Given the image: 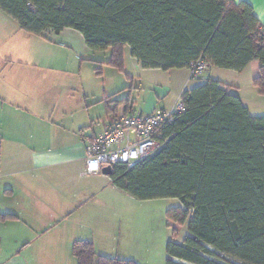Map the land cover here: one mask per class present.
Here are the masks:
<instances>
[{
  "label": "trees",
  "instance_id": "16d2710c",
  "mask_svg": "<svg viewBox=\"0 0 264 264\" xmlns=\"http://www.w3.org/2000/svg\"><path fill=\"white\" fill-rule=\"evenodd\" d=\"M20 28L42 35L79 31L106 65L125 72L124 50L143 68L181 69L199 58L241 71L259 60L253 85L264 96V28L247 2L229 0H0ZM101 74V69H98ZM201 80V79H200ZM231 86L207 78L182 94L185 110L161 129V147L110 177L138 200L178 198L167 211L166 264H264V116H253ZM125 113L130 114L129 99ZM0 213V219L14 218ZM187 234L176 242L180 226ZM77 264H140L72 245Z\"/></svg>",
  "mask_w": 264,
  "mask_h": 264
},
{
  "label": "crops",
  "instance_id": "0c3cea01",
  "mask_svg": "<svg viewBox=\"0 0 264 264\" xmlns=\"http://www.w3.org/2000/svg\"><path fill=\"white\" fill-rule=\"evenodd\" d=\"M229 1L249 3L264 28V0ZM49 46L62 50L51 60ZM110 55L90 49L73 28L29 33L0 9V182L10 180L6 191L17 198L4 212L16 216L5 221L18 229L12 250L0 236V264H77L72 245L79 239L93 241L99 255L166 264V246L153 260L141 241H126L124 217L138 199L103 171L85 173L87 141L125 112L121 101L129 99L130 113L170 109L212 78L231 86L251 115L264 116V96L253 85L259 60L241 71L212 66L203 81H193L188 67L143 68L129 46L124 73L105 64Z\"/></svg>",
  "mask_w": 264,
  "mask_h": 264
},
{
  "label": "built area",
  "instance_id": "2783aa9c",
  "mask_svg": "<svg viewBox=\"0 0 264 264\" xmlns=\"http://www.w3.org/2000/svg\"><path fill=\"white\" fill-rule=\"evenodd\" d=\"M210 69L204 58L189 67L190 80L202 79ZM185 110L182 96L170 109L149 113L118 114L101 133L92 136L86 146V174L101 173L106 166L119 163L129 167L153 155L161 147V129Z\"/></svg>",
  "mask_w": 264,
  "mask_h": 264
},
{
  "label": "rangeland",
  "instance_id": "374dc122",
  "mask_svg": "<svg viewBox=\"0 0 264 264\" xmlns=\"http://www.w3.org/2000/svg\"><path fill=\"white\" fill-rule=\"evenodd\" d=\"M18 37L19 36H17L16 38L19 39ZM40 45L42 46L37 47L36 49L38 50V53L43 54V51L40 52V50H44L43 44ZM47 50L48 60H51L55 55L57 56L58 51H62L52 46H49ZM85 71H83V73H85ZM4 180H1L0 182V212H4V210L8 211V209L10 210L11 206H14L17 202L16 196L14 198L12 194H9V192L6 191L8 186L6 187L5 184H8L10 180H6L5 182ZM134 204L137 206V208L134 209L133 207H130L131 205H129L128 215L124 217V226L126 231L125 235H127L126 241H129V243H132L133 245H137L139 241H141V243L143 244L142 247H146V249L149 248L150 250L147 256L152 257L154 260L156 259V250L159 251L160 249L164 255L166 241L172 234V227L169 226L170 221L167 216V211L171 208L181 206L182 203L178 198H159L137 200ZM136 220L137 222L135 225L133 221ZM187 224L188 221L184 225L180 226L178 236L175 238L176 242H182V240L184 239L185 235L188 232ZM17 230L18 229H15L14 225L11 222H6L5 220L0 219V236H4V243H2L3 247H11V250L13 249V247L15 246V244H13V240L15 239L13 237V234L15 233L14 231ZM29 233L34 234L33 230H29ZM25 253L29 255V252ZM164 260L163 264H165ZM229 261L234 264H240V262L236 259H229ZM31 262L37 263L35 259L34 261L31 260ZM153 264H159V260L154 261Z\"/></svg>",
  "mask_w": 264,
  "mask_h": 264
},
{
  "label": "water",
  "instance_id": "95a60500",
  "mask_svg": "<svg viewBox=\"0 0 264 264\" xmlns=\"http://www.w3.org/2000/svg\"><path fill=\"white\" fill-rule=\"evenodd\" d=\"M103 173L106 174V175H110L111 172H112V166H106L103 168Z\"/></svg>",
  "mask_w": 264,
  "mask_h": 264
}]
</instances>
